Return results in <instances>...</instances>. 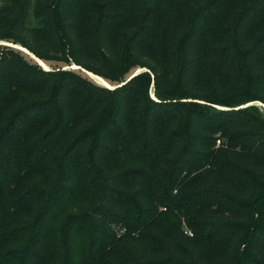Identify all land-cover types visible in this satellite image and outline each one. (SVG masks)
Returning <instances> with one entry per match:
<instances>
[{
    "label": "trees",
    "instance_id": "16d2710c",
    "mask_svg": "<svg viewBox=\"0 0 264 264\" xmlns=\"http://www.w3.org/2000/svg\"><path fill=\"white\" fill-rule=\"evenodd\" d=\"M0 40L62 64L0 44V264H264V0H0Z\"/></svg>",
    "mask_w": 264,
    "mask_h": 264
},
{
    "label": "rangeland",
    "instance_id": "374dc122",
    "mask_svg": "<svg viewBox=\"0 0 264 264\" xmlns=\"http://www.w3.org/2000/svg\"><path fill=\"white\" fill-rule=\"evenodd\" d=\"M10 44V45H12V46H14L15 48H18V49H21L24 53H25V55L30 59V60H33V61H35V60H37V62H39L44 68H46V69H49V67H50V69H51V66L52 67H57V66H60V65H62V64H60V63H56V62H46L47 64H48V66L49 67H45V65L42 63L43 61L41 60V59H39L38 57H36L32 52H30V50L29 49H27L26 47H23V46H21V45H19V44H13V43H10V42H7V41H3V40H0V44ZM42 61V62H41ZM45 63V62H44ZM45 63V64H46ZM73 68V69H77V70H80L83 74H85V75H87L88 77H90L92 80H94L95 82H97V83H99V84H101V85H105V84H102V83H100V82H98V80H97V78L96 77H99L98 75H96V74H94L93 72H90V71H87L86 69H84V68H80V66L79 65H77V64H75V63H72L70 66H64V68ZM139 70H142V71H145V70H149L148 68H146V67H144V68H139V69H137V71H139ZM109 83V82H108ZM109 87L111 86L112 87V85L109 83V84H107ZM107 85H105V86H107ZM154 86V85H153ZM154 91H153V88H152V94L154 95V93H153ZM252 103H254V104H257L262 110H264V103L262 102V101H258V100H254V101H251V102H249L247 105H249V104H252ZM246 105V104H245ZM221 143V141L219 142V139H218V141H217V144H220ZM187 230H189L187 227H185Z\"/></svg>",
    "mask_w": 264,
    "mask_h": 264
},
{
    "label": "bare ground",
    "instance_id": "6f19581e",
    "mask_svg": "<svg viewBox=\"0 0 264 264\" xmlns=\"http://www.w3.org/2000/svg\"><path fill=\"white\" fill-rule=\"evenodd\" d=\"M42 62V61H41ZM44 65H45V67H48V65L47 64H45L44 62H42ZM97 78V80H98V82H100V83H102V84H105V85H107V84H109L107 81H105V80H103L102 78H100V77H96ZM108 86V85H107ZM113 87V86H112Z\"/></svg>",
    "mask_w": 264,
    "mask_h": 264
},
{
    "label": "built area",
    "instance_id": "2783aa9c",
    "mask_svg": "<svg viewBox=\"0 0 264 264\" xmlns=\"http://www.w3.org/2000/svg\"><path fill=\"white\" fill-rule=\"evenodd\" d=\"M221 140L219 139V142H220ZM186 232L187 233H189V234H192V232L190 231V230H186Z\"/></svg>",
    "mask_w": 264,
    "mask_h": 264
},
{
    "label": "water",
    "instance_id": "95a60500",
    "mask_svg": "<svg viewBox=\"0 0 264 264\" xmlns=\"http://www.w3.org/2000/svg\"><path fill=\"white\" fill-rule=\"evenodd\" d=\"M10 45V44H9ZM142 70H139V71H136V73H139V72H141ZM109 87V86H108ZM111 87V86H110ZM113 87H115V86H113ZM113 87H111V88H113Z\"/></svg>",
    "mask_w": 264,
    "mask_h": 264
}]
</instances>
